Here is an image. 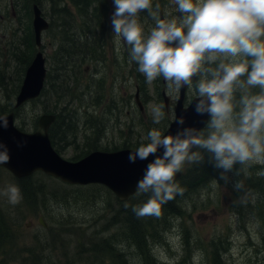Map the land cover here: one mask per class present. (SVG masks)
<instances>
[{
  "label": "rangeland",
  "instance_id": "rangeland-1",
  "mask_svg": "<svg viewBox=\"0 0 264 264\" xmlns=\"http://www.w3.org/2000/svg\"><path fill=\"white\" fill-rule=\"evenodd\" d=\"M27 2L0 0V116L14 110L27 60L36 52H32L28 42L33 34L32 8L38 5L50 23L43 34L41 50L50 76L56 74L55 53L65 44L64 33L77 41L79 37L81 47L95 36L96 40L101 39L100 51L95 59L82 63L78 78L68 74L67 82L60 88L66 93L63 98L53 91L51 79L44 96L20 107L15 114L18 129L26 133L39 131L40 117L52 111L72 116L75 129L68 136L71 144L61 143L62 149L54 147L70 162L79 161L82 158L76 160L78 155L94 150L137 149L142 142L147 143L144 137L153 128L162 135L168 130L179 93L169 95L162 77L149 85L137 70L138 65L130 62L123 41L117 52L111 23L113 0H104L103 27L92 23L84 26V20L92 17H82L72 0ZM156 4L163 12L182 16L171 0H153V8ZM55 7L67 9L68 16L56 17ZM140 20L147 34L153 22L146 11ZM87 28L93 33L88 35ZM163 91L170 99L168 109ZM137 92L140 107L135 98ZM196 97L194 90L188 89L185 106ZM161 104L165 118L157 125L153 123L151 107ZM194 165L186 163L180 172ZM260 166L263 165H253L247 176L229 172L228 182L212 177L199 191L179 199V212L138 217L140 235L143 223H148L146 258L131 240L125 212H133V207L146 203L150 193L138 192L121 201L104 185H71L43 172L18 179L1 168L0 231L5 236L0 243V264H264V180L254 187L247 183L250 177H263L257 175ZM240 179L244 191L237 192L234 184ZM9 186L19 188L18 204L9 203L3 194ZM118 210L122 212L117 213ZM116 213L122 216L118 223ZM197 252L201 256L194 261Z\"/></svg>",
  "mask_w": 264,
  "mask_h": 264
},
{
  "label": "clouds",
  "instance_id": "clouds-1",
  "mask_svg": "<svg viewBox=\"0 0 264 264\" xmlns=\"http://www.w3.org/2000/svg\"><path fill=\"white\" fill-rule=\"evenodd\" d=\"M171 2L182 16L162 12L159 4L153 8V0H113L117 52L123 41L146 82L151 85L162 77L169 95L194 90L195 114L209 117L201 121L203 129L185 127V118H177L180 130L175 135L153 128L144 137L147 143L129 154L131 163L155 156L137 181L138 192L151 194L146 203L133 207L137 217H160L162 205L184 194L176 175L186 163L203 162L201 149L224 170L220 178L225 182L229 172L247 176L253 165H264V0ZM145 11L153 22L147 34L140 20ZM151 111L153 123L160 124L163 105ZM0 126L7 127L6 118L0 117ZM0 148V163H5L7 149ZM161 149L163 154L157 155ZM257 175L264 176V171ZM234 189L244 191L241 179ZM3 194L13 205L20 202L16 186ZM200 256L195 253L194 261Z\"/></svg>",
  "mask_w": 264,
  "mask_h": 264
},
{
  "label": "water",
  "instance_id": "water-1",
  "mask_svg": "<svg viewBox=\"0 0 264 264\" xmlns=\"http://www.w3.org/2000/svg\"><path fill=\"white\" fill-rule=\"evenodd\" d=\"M32 26L36 47L39 51L35 54L25 73L20 92L16 97V109L29 101L38 99L47 78L46 58L40 49L43 33L49 29L50 24L44 18L38 5L33 6ZM187 90L185 88L179 92V98L174 107V120L170 123L165 136L175 135L180 130L176 120L181 116L186 120L185 127L203 129L206 126L201 121H207L209 117L197 116L193 110L198 97L194 98L188 107H185ZM135 97L140 105L138 92ZM162 97L165 107L168 109L170 99L165 91L162 92ZM0 117L7 120L6 128L0 126V145L5 146L8 154L7 162L0 163V168L8 170L18 179L27 178L36 172H43L71 185H104L121 201H125L138 193L137 181L143 177L148 163L155 159V156H150L148 160H137L135 163H131L128 157L135 150L126 149L114 153L96 151L80 161L69 162L55 151L48 135L50 126L56 121L55 115H42L39 119V127L43 132L34 134L24 133L15 127L14 113ZM0 151H4V148H0ZM162 154L163 150L161 149L157 155ZM180 177L181 173H177L176 180Z\"/></svg>",
  "mask_w": 264,
  "mask_h": 264
},
{
  "label": "trees",
  "instance_id": "trees-1",
  "mask_svg": "<svg viewBox=\"0 0 264 264\" xmlns=\"http://www.w3.org/2000/svg\"><path fill=\"white\" fill-rule=\"evenodd\" d=\"M28 1L29 2H27V3H29V4L32 1L35 3H39V0H28ZM72 1L75 4V6L77 7V10L82 17H86V18H88L89 16L92 17L88 20H84V23H85L84 26L89 27L90 24L92 23V24H94V26L103 27L101 23H102L103 17L105 15V10H106L104 8V1L103 0H72ZM29 4L27 7H29ZM54 4H56V3H54ZM92 5H94L93 12H90ZM57 6H59V4ZM67 12H69V11L65 8H63V9L58 8V7L54 8V14L56 15V17L65 18V16H68ZM87 29H89V28H87ZM92 33L93 32L91 31V29H89L88 35H90ZM62 36H63V39H65L63 41V42H65V44L60 46L58 51L55 53V57H56V62H55L56 70H55V72H56V74L52 77V75L50 76L47 73L46 85H45V88H44L41 96L45 95L46 87L48 85V81L52 79L50 86H52L53 91L55 92L56 95L59 96V98H63V96L66 93L64 94V91L61 89L64 87L65 83L67 82L68 74L69 75L74 74L78 78V75H80V73L82 71V70H80L82 63L83 62L86 63L88 61H91L92 58H94V56L99 54V51H100L99 40H101V39L96 40L97 38L95 36L91 37V39L88 38L85 46H82L84 49L81 46H79V44H78L79 37H78V41H77L76 38L74 39V36L72 38L71 36H68V34H66V33H64ZM29 37H30V39H29L28 43H29L30 47L32 48V52H34V51H36L34 36H33V34H31ZM25 43L28 44L27 41H25ZM89 58H91V59L89 60ZM32 59H33V57H32V55H30L28 60H27V62H28L27 66L31 63ZM68 66L71 67L70 70L67 69ZM85 74L86 73L84 72V75ZM19 90H20V87L18 88L16 94L19 93ZM71 95L74 99L75 95L73 94V91H71ZM41 96L39 98H41ZM10 105H13V104H10ZM62 112L63 111L49 112V113L56 115V122L53 124V126L50 128V131H49L50 139H51L54 147L60 146L61 143L65 144L66 146H69L71 143H69V141H68V136L70 134H72L73 130L75 129V127L73 126L72 116H70L68 114L63 115ZM60 148L62 149L61 146H60ZM85 154L86 153H82V154L78 155L76 157V160L83 158L84 156H86ZM204 154L205 153H203L204 160L202 163H195L194 167H190V168L186 169L184 173L181 172L182 173L181 177L177 179V183L180 185V187H182L185 190L183 195H186L188 193H193V192L195 193V192L199 191L201 186H204V185L208 184L209 182H211L210 180L212 177H215L218 179L220 178L222 169H217L214 166V163L210 162L211 161L210 155L209 154L204 155ZM259 168L261 171H264V165L260 166ZM22 179H26V178H22ZM262 180H264V176L263 177H256V178L250 177L247 183H249L248 184L249 186L254 187L257 184H259V182H261ZM182 196L177 195L175 197V199H173V200L167 202L166 204L162 205V212L161 213L167 215L169 213H172L173 211L175 212L178 210V212H179V207L177 206V203L179 202V199ZM174 209H176V210H174ZM121 212H122L121 210L117 211V213H121ZM117 213L115 216L116 223L120 222V220L122 219V216L117 214ZM125 213L127 216L126 222L128 223L129 229H130L129 235L132 238L131 240L133 241L134 244L137 245V247L140 248V250L143 253V256L146 258L147 255H146V250H145L144 245L147 244L146 229H147L148 223H143L142 234L140 235V233H139V227L141 225L140 219L135 215L134 212H125ZM4 236H5V232L3 231V233H2L0 231V243L3 240ZM143 240H144V242H143ZM217 244L218 243H215L216 247H217Z\"/></svg>",
  "mask_w": 264,
  "mask_h": 264
},
{
  "label": "flooded vegetation",
  "instance_id": "flooded-vegetation-1",
  "mask_svg": "<svg viewBox=\"0 0 264 264\" xmlns=\"http://www.w3.org/2000/svg\"><path fill=\"white\" fill-rule=\"evenodd\" d=\"M104 1V0H103ZM104 8H105V2H104ZM105 15H106V10H105ZM105 26V25H104Z\"/></svg>",
  "mask_w": 264,
  "mask_h": 264
}]
</instances>
